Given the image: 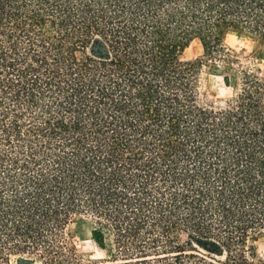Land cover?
<instances>
[{"label":"trees","instance_id":"1","mask_svg":"<svg viewBox=\"0 0 264 264\" xmlns=\"http://www.w3.org/2000/svg\"><path fill=\"white\" fill-rule=\"evenodd\" d=\"M230 34L264 59V0H0V264H264V78Z\"/></svg>","mask_w":264,"mask_h":264},{"label":"rangeland","instance_id":"2","mask_svg":"<svg viewBox=\"0 0 264 264\" xmlns=\"http://www.w3.org/2000/svg\"><path fill=\"white\" fill-rule=\"evenodd\" d=\"M226 42L240 53L244 63H255L259 69V74L264 78V59L257 60L253 57L254 43L252 40L243 36H238L237 34H230ZM203 52L204 48L202 42L196 39L184 51L182 59L185 61L192 60L201 56ZM233 93V88L226 85L221 75L209 73L207 71L204 72L202 79V95L200 97L202 102H208L217 106L225 105L226 100L230 98ZM71 230L76 235V242L82 251L90 252L94 257L104 256V253L96 244L93 229L88 222H76L71 226ZM261 252L264 253V248H261ZM211 261L213 264H226L225 257L221 256H215Z\"/></svg>","mask_w":264,"mask_h":264}]
</instances>
